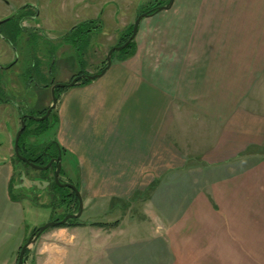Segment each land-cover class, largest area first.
<instances>
[{
	"label": "crops",
	"instance_id": "obj_1",
	"mask_svg": "<svg viewBox=\"0 0 264 264\" xmlns=\"http://www.w3.org/2000/svg\"><path fill=\"white\" fill-rule=\"evenodd\" d=\"M159 11L141 20L132 55L58 96L54 141L83 212L41 232L24 264H157V236L139 213L157 222V180L175 182L188 167L178 137L195 141V130L218 132L217 142L201 186H182V218L162 239L169 264H264V154H245L264 146V0H174ZM134 22L125 17L121 30ZM238 51L254 54L240 64ZM13 170L0 161V264H18L39 226L11 196Z\"/></svg>",
	"mask_w": 264,
	"mask_h": 264
},
{
	"label": "rangeland",
	"instance_id": "obj_2",
	"mask_svg": "<svg viewBox=\"0 0 264 264\" xmlns=\"http://www.w3.org/2000/svg\"><path fill=\"white\" fill-rule=\"evenodd\" d=\"M171 1L0 0V20L6 19L19 8L26 5H34L40 11L39 17L32 21L39 23L42 28L33 25L34 23L31 20H24L23 25L30 27L31 32L39 36V56L43 60V71L47 75L48 82H52L47 87L45 86L47 79L44 81L39 77H34L30 83H27L29 77L24 75V72L29 64V58L27 57L30 47L27 45L28 35H22L18 38L16 55V50L0 36V66L3 67L0 69V99L2 97L10 98L14 102L0 101V161L13 162L12 189L26 208L27 223H38V227L43 226L50 221V216L54 212V217H60L64 213L65 207L63 205L60 206L59 200L53 198L50 191V181L42 179V170L28 166L18 161L15 157V140L21 128V110L35 116H41L44 110L48 109L52 104L50 88L53 84L63 81L68 72L74 73L73 76L68 77L61 83L67 84L71 82L81 72H84L83 75L86 76L100 73L107 64L106 59L111 48L122 45L129 40L133 32L134 23L127 30L122 31V23L125 17H129L131 22H134L137 16L145 10L153 13H158L160 12L159 10H168L170 7L164 8V6L169 5ZM26 10L27 13L33 14L35 12L31 7ZM86 20H95L97 24L92 25L94 28H92L90 35L83 36L82 40H78L79 49L78 46L74 47L70 43L72 42L71 39L66 42L64 38L72 30L73 26ZM159 26L157 24V31H159ZM98 27H100V30ZM128 34H130L129 37L127 36ZM246 38L249 41L250 36ZM136 42V37L130 42V44L132 43L133 53L136 48ZM51 51L55 53L54 59L56 60L52 74L49 72V66L54 61L50 54ZM253 54L254 51H238V56H235V58L239 60L237 63L241 64L242 61L245 62ZM159 55L161 53L158 49L157 57ZM255 56V58L258 57L257 52ZM113 57L122 58V52L115 51ZM36 79L41 84L40 86L36 85ZM81 79L79 78V81ZM52 114L53 110L50 114L51 127L49 129L40 135H25V143L29 148L54 142L55 131L53 126L55 125V114ZM247 127L250 128L249 125ZM248 128L247 130H249ZM191 132L193 135L190 132H188V135L190 134V137L194 136L195 141L191 139V142H189V139L185 137L186 133L179 135L178 139H180L182 149L190 153L189 155L193 160L189 161L188 167L183 165L178 167V179L175 182L169 179L157 180V222L151 217V212L143 211L144 213H139L143 215L144 219L150 220V223L145 226L146 236H157V264H169V245L167 244L168 242L165 243L162 239L164 236L168 237L170 233V219L176 221L182 218L181 213L184 212H182V209H184L186 202L185 189L182 186L185 185L186 181L189 184L192 183L195 187L201 186V166L203 164L206 165L204 153L207 149L212 150L217 142L216 135L218 132L214 130L207 131V133H205L206 131L196 130ZM256 152L264 154V146L250 148L245 154ZM212 154L213 152L210 155L211 160L214 159L216 161H211L209 169L214 170L219 162L217 161L218 156L215 157ZM191 173L194 175L193 180L189 179L188 176H182V174ZM186 178L188 179L186 180ZM60 180L69 182L66 181L67 178L64 175V171L60 173ZM171 182L174 183V188L173 185L171 186ZM158 186L161 187L158 188ZM173 190L174 192L176 190V192L170 194ZM130 217H138L133 209L130 210Z\"/></svg>",
	"mask_w": 264,
	"mask_h": 264
},
{
	"label": "trees",
	"instance_id": "obj_3",
	"mask_svg": "<svg viewBox=\"0 0 264 264\" xmlns=\"http://www.w3.org/2000/svg\"><path fill=\"white\" fill-rule=\"evenodd\" d=\"M28 7L33 8V10H35V12L32 13H27L26 9ZM153 11V10H152ZM39 12L37 10L36 7L34 6H23L21 8H19L14 14H12L11 16L7 17L5 21H3L0 24V36L6 40L8 42L9 45H11V47L16 50L17 53V49H18V38L22 35H28L29 38L27 40V45L29 47V53L27 55V57L29 58V64L27 66V70L24 72V75H26L27 77H29V80H27V83H30V81H32V79L35 77H39L41 79H43L44 81L47 79V75L44 73L43 71V60L40 58L39 56V39H38V35H36L35 33L31 32L30 27H25L23 25V21L26 19H35L38 16ZM97 24V22L95 20H89V21H84L80 24L75 25L72 30L67 33L65 35V41H69V39L72 40V42H70L74 47L78 46V40L79 39H83V36L86 35H90L92 32V25ZM100 30V27H98ZM97 28V29H98ZM128 37L130 36V34L127 35ZM126 36V37H127ZM80 40V41H81ZM33 44V45H32ZM79 47V46H78ZM132 47V43L130 45H128L125 49L121 50L120 52H122V58H126L129 57L130 55H132L133 53V48ZM78 49V48H77ZM80 49V47H79ZM51 57L54 59V52L51 51L50 52ZM55 59L54 61H52V65L50 64L49 66V72L52 74L53 72V65L55 63ZM106 63H107V59H106ZM3 67L0 66V69H2ZM84 72H81L79 74L83 75ZM75 76V75H74ZM91 79H81L79 81L80 84H85L90 82ZM47 84H45V86H50V84L52 82H48L47 79ZM36 85H41L39 83V81L36 79ZM66 88H68V86H64V87H60L56 89V95L57 97L60 95V93L65 90ZM1 102H12L14 103L10 98H4L2 97L0 99ZM47 109L44 110V113H46ZM26 113V112H25ZM41 114V116H42ZM37 115V114H36ZM50 119L51 116H49L48 118L42 120V121H37L33 118H27L26 119V129L24 130L21 138H20V142H19V149H20V153L27 157L30 161L35 162L38 165H46L51 157H56L58 156L59 153V144L57 142H53V143H49V144H45V145H39V146H33L32 148H29L26 143H25V135H29V134H36V135H40L41 133H43L45 130L49 129L51 127V123H50ZM29 149H31L29 151ZM15 157L18 161H21L23 163H25L28 166H31L28 162L23 161L22 159H20L16 154ZM56 169V164L53 163V165L51 167H49L48 169L43 170L42 169V179L44 180H49L50 181V191L52 192L53 198L56 200H59V204L60 206H64L65 207V211L64 213L60 216V217H54V219L57 220H61L63 219L67 214L70 213H76L79 210V200L78 197L75 193V191L69 187H63L60 186L56 183L55 178H54V172ZM63 170H61L62 172ZM12 183H11V196L13 198H17L16 194H14L13 189H12ZM74 204V208L73 205ZM54 209L56 208L55 205L53 206ZM78 220V217L76 218H71L69 219L66 223L64 224H72L73 221Z\"/></svg>",
	"mask_w": 264,
	"mask_h": 264
},
{
	"label": "water",
	"instance_id": "obj_4",
	"mask_svg": "<svg viewBox=\"0 0 264 264\" xmlns=\"http://www.w3.org/2000/svg\"><path fill=\"white\" fill-rule=\"evenodd\" d=\"M174 0L171 1V3L169 5H166L164 6V8H169L172 3H173ZM161 9V8H160ZM152 13L151 12H144L142 14H140L136 21L134 22V27H133V32L129 38V40L122 44V45H118V46H114L113 48H111V50L109 51L108 55H107V64L106 66L101 70L100 73L98 74H93V75H89V76H86V75H81V76H77L75 78H73V80L67 84H62V83H57V84H54L52 87H51V92H52V104L50 105V107L47 109L46 113L42 116H35V115H27V116H23L21 118V128L19 129L18 131V134L16 136V140H15V153L17 154V156L22 159L23 161L25 162H28L32 167H35L37 169H48L49 167H51L53 165V163L56 164V169H55V172H54V178H55V181L58 185L60 186H63V187H69V188H72L77 197H78V200H79V210L78 212L76 213H70V214H67L63 219L61 220H50L49 222H47L46 224H44L43 226H40V227H36L34 228L32 234L30 235L28 241L22 246L21 248V251H20V254H19V260H18V264H24L25 262V252L27 250V248L29 247V245L35 241V239L40 235L41 232L45 231L46 229L52 227V226H55V225H58V224H63L65 222H67L69 219L71 218H76V217H80L82 212H83V198L81 196V193L79 191V189L77 188V186L71 182H62L60 180V173H61V169H62V152H61V149L59 148V153H58V156L56 157H51L50 161L46 164V165H38L36 164L35 162L33 161H30L27 157L23 156L21 153H20V149H19V142H20V138L24 132V130L26 129V126H27V123H26V118H33L37 121H42L46 118H48L52 112V110L55 108V106L57 105V102H58V97L56 96L55 94V89L57 87H64V86H68V87H71L73 85H75L76 83L79 82V78H82V79H96L97 77H100L102 76L103 74H105V72L108 70V68L111 66L112 64V58H113V53L115 51H121L123 49H125L129 44L130 42L136 37L137 33H138V30H139V25H140V22L141 20L146 17V16H149L151 15ZM6 19H2L0 20V24L5 21Z\"/></svg>",
	"mask_w": 264,
	"mask_h": 264
},
{
	"label": "flooded vegetation",
	"instance_id": "obj_5",
	"mask_svg": "<svg viewBox=\"0 0 264 264\" xmlns=\"http://www.w3.org/2000/svg\"><path fill=\"white\" fill-rule=\"evenodd\" d=\"M144 12H149V11L145 10V11H143L142 13H144ZM151 13H153V12H151ZM73 27H74V26H73ZM73 27H72V28H73ZM58 83H61V82H58ZM55 84H57V83H55ZM62 84H65V83H62ZM53 85H54V84H53ZM53 85H52V86H53ZM52 86H51V87H52ZM57 88H60V87H57ZM57 88H56V89H57ZM50 89H51V88H50ZM56 89H55V94H56ZM51 94H52V92H51ZM56 96H57V95H56ZM17 106H18V105H17ZM19 109L21 110V108H19ZM25 112H26V111H22V110H21V113H20V117H21V118H22L23 116L32 115V114H29L28 112H26V113H25ZM27 118H28V117H27ZM27 118H26V119H27ZM71 189H72V188H71Z\"/></svg>",
	"mask_w": 264,
	"mask_h": 264
}]
</instances>
